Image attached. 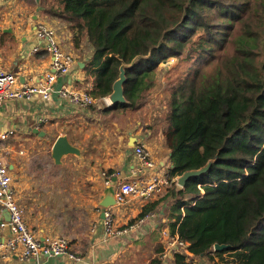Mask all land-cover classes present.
Listing matches in <instances>:
<instances>
[{"label": "trees", "instance_id": "obj_1", "mask_svg": "<svg viewBox=\"0 0 264 264\" xmlns=\"http://www.w3.org/2000/svg\"><path fill=\"white\" fill-rule=\"evenodd\" d=\"M41 5L73 26L77 44L82 35L88 38L95 97H107L127 65V101L111 107L141 108L155 87L159 64L179 59L167 80L170 174L179 177L212 163L183 187L174 182L139 216L166 202L171 234L188 241L194 256L264 264V0H41ZM216 243L229 246L213 251ZM173 260L194 264L182 252H174ZM149 264L163 259L156 256Z\"/></svg>", "mask_w": 264, "mask_h": 264}, {"label": "crops", "instance_id": "obj_2", "mask_svg": "<svg viewBox=\"0 0 264 264\" xmlns=\"http://www.w3.org/2000/svg\"><path fill=\"white\" fill-rule=\"evenodd\" d=\"M55 19L41 5V1L0 0V47L4 67L18 75L20 87L38 85L46 73L52 71V56L45 49L46 42L36 35L37 24L44 22L55 29L62 49L74 55L76 61L67 74L58 78L56 86L67 85L92 93L95 83L87 69L92 47L85 39L77 44L70 25L61 22L59 18ZM163 84H166V80ZM106 99H99L92 107L81 108L59 99L57 95H53L51 100H44L35 94L30 99L6 101L0 108V131H13L9 138L0 140V150L9 163L16 199L28 213L29 217L26 219L25 215V220L30 223V228L39 236L51 235L49 232L52 225L48 224L50 218H54L59 207L65 206L69 198L75 200V158L79 160L81 177L86 176L88 180L84 187L95 191L96 197L92 213L94 224L89 230L75 236L74 241H70V251L80 257L81 261L54 255L22 259L19 256L20 250H0V264H149L154 257L161 256L159 249H166L163 237L161 240H154L152 234L153 230L167 227L168 203L161 202L156 209L164 217L161 214L156 222L141 226L126 236L112 239L107 238L104 207L100 205L109 190L116 195L121 182L148 177L153 173L152 168L140 164L134 153L136 144L146 145L159 169L165 170L171 166V153L164 133L170 126L166 120V100L161 106L157 101L156 87L149 92L144 104L138 109L111 107L109 103L104 106L101 101ZM166 99L168 100V95ZM61 135H67L71 143L81 149V155L65 156L63 163L57 167L59 177L49 180L50 170L47 169L46 179L42 177L41 181L38 177L42 176L38 161L42 159L41 156L44 160H49L50 156L52 158V147ZM52 138L53 142L50 141ZM72 156L76 157L68 159ZM34 158H37L36 167L28 169L26 162ZM69 160H72L73 166ZM34 169L37 170L36 175L31 178L29 173L35 174ZM160 198L130 196L125 203L110 206L116 226L126 225L139 216L146 206ZM41 206L48 207L40 210L44 211L43 214L38 210ZM49 211L53 213L46 218ZM9 235L8 229L0 228V243ZM224 256L229 258L228 254ZM188 259H194V264H235L221 261L216 256L212 261L195 258L194 255ZM163 264H175L173 254L170 253Z\"/></svg>", "mask_w": 264, "mask_h": 264}, {"label": "built area", "instance_id": "obj_3", "mask_svg": "<svg viewBox=\"0 0 264 264\" xmlns=\"http://www.w3.org/2000/svg\"><path fill=\"white\" fill-rule=\"evenodd\" d=\"M1 35L2 28L0 25V39ZM36 35L46 42L45 49L52 56L53 69L46 73L38 85L20 87L18 86V75L5 69L0 47V108L6 101L30 99L35 94L40 95L44 100H51L53 95H57L59 99L81 108L95 105L101 98L95 97L86 89L67 85L56 86L58 78L67 74L76 64V61L74 55L62 49L55 29L47 23L40 22L36 27ZM12 132L10 130L0 131V140L9 138ZM134 153L140 164L152 168L153 173L148 177L121 182L115 195L116 202L119 204L125 203L130 196L146 199L160 197L170 189L175 181L170 174V167L165 170L159 169L152 153L144 143L136 144ZM13 183L14 179L9 163L0 150V228L8 229L10 232L9 237L0 243V250L11 252L20 250L19 256L22 259L54 255L66 256L77 262L81 261L80 257L75 256L70 251L71 245L68 239L55 238L51 235L39 236L32 228L28 227L24 209L16 199ZM107 183H110V179L107 180ZM103 211L106 235L109 239L126 236L141 226L154 222L156 217H160L154 211H149L126 225L117 227L113 210L109 207L104 208ZM162 237L166 244V249L161 253L163 261L168 259L170 253L173 254L174 252H182L188 255V258L193 255L189 250V242L180 238L177 233L172 235L168 227L162 229ZM212 249L215 251L214 248Z\"/></svg>", "mask_w": 264, "mask_h": 264}, {"label": "rangeland", "instance_id": "obj_4", "mask_svg": "<svg viewBox=\"0 0 264 264\" xmlns=\"http://www.w3.org/2000/svg\"><path fill=\"white\" fill-rule=\"evenodd\" d=\"M52 17L54 19L58 18V17H55V16H52ZM55 20L57 21V19H55ZM61 22H63V21H61ZM67 25H70V24L67 23ZM70 27L73 30V26L70 25ZM73 32H74V35H75V30H73ZM83 36H85V34L82 35L81 39H85V40L88 39L86 36L83 38ZM178 64H179V59L176 58V57H171V58H168L166 61L161 62L159 64L158 68H157L158 71H157V74H156V77H155V87L157 89V101L160 102L161 106L163 105V101H165V100H166V104H167V99H166L167 95H168L167 80L172 77V75L174 74V68ZM165 80H166V84H163V83H165ZM162 81H164V82H162ZM107 103H108V100L101 101V104L104 105V106L107 105ZM168 114H169V109L167 111V115ZM166 120L168 121V118ZM53 139L54 138H52L50 141L53 142ZM48 151L50 152V146L48 147ZM48 155H50V153ZM75 157L72 156V157H70L68 159H74ZM41 158L42 159H40L38 161V167H39L40 173L42 175V176H38L39 179L42 181V177H45V173L47 172V169L50 170L49 171V180H54L55 178H58L59 175H60L57 172L58 165L54 164V161L52 160L51 156H50L49 160H44L42 156H41ZM36 161H37V158H34L30 162L29 161L26 162V167L28 169H29V167H34L35 168L36 167V163H35ZM75 161H76V164H75L76 165V178H75V181L77 183V189L75 190V196H74L75 200H72L71 198H69V200H67L65 202V204H64L65 206L59 207V210L56 213V215L54 216V218H50L49 223H48V224L52 225V230H50V232L48 230H46V229H43L44 231H48L49 234H51L52 237H55V238L56 237L66 238V239H68L71 242L74 241V237L75 236L81 235L83 232L89 230L92 227V225L94 224V222H95L94 221L95 218H94V216L92 214L94 212L93 209H94V203H95V198H96L95 195H94L95 191H91V190H89V189L84 187L85 186L84 184L88 181L87 177L86 176L85 177H81V174H80V171H79L80 166L78 164L79 160H77L75 158ZM71 162H72V160H69V163H71ZM30 163H32V165ZM71 166H73L72 163H71ZM34 171H35V174L31 173L30 170H29V172H30L29 174H31V178H33L36 175V171L37 170L34 169ZM45 179H46V177H45ZM174 179H175L174 182H177V177H174ZM78 184L81 185V187H79ZM162 196H160V197H162ZM47 208L48 207H42L41 206V207H39L38 210L39 211L41 209L46 210ZM23 209H24V214L26 215V219H28V217H29L28 213H26V209L24 207H23ZM43 212L44 211H42L41 213L43 214ZM154 212L156 213V215L159 214V216L161 217V214H162L161 211L154 210ZM52 213L53 212L49 211L46 214V218L49 217ZM103 215H104V211H103ZM162 215L164 217V214H162ZM167 215L168 214L166 213V217L168 219ZM160 217H156L155 218V222L158 219H160ZM168 222H169V219H168ZM28 223L26 222L27 225H28ZM29 225H30V223H29ZM29 225H28V227H29ZM163 228L164 227L160 228L158 231L151 229L154 232L152 234V237L154 238V240H157V238L159 240L162 239V234L161 233H162V229ZM213 248H214V245H213ZM146 257H148V255ZM195 258H198V257L195 256Z\"/></svg>", "mask_w": 264, "mask_h": 264}, {"label": "water", "instance_id": "obj_5", "mask_svg": "<svg viewBox=\"0 0 264 264\" xmlns=\"http://www.w3.org/2000/svg\"><path fill=\"white\" fill-rule=\"evenodd\" d=\"M37 1L39 2L41 0H37ZM126 66L127 65L124 64L120 67L119 78L113 84V91L106 97L111 105L123 103L127 101L125 98L124 87H123L124 82L126 81ZM35 132H38V129H35ZM73 154L81 155V149L76 145H74L73 143H71L67 135L59 136L56 139L51 151V155L55 164L57 165L62 164L63 158L65 156L73 155ZM211 163L212 162H209L208 165H206L201 169L186 171L185 173L177 177V184L183 187L190 177L199 176L205 173L211 166ZM116 203L117 202L115 200L114 192L112 190H109L107 195L102 198L100 205L105 208H108ZM228 246L229 245L227 244L216 243L214 244V250L215 251L222 250L224 248H227Z\"/></svg>", "mask_w": 264, "mask_h": 264}, {"label": "clouds", "instance_id": "obj_6", "mask_svg": "<svg viewBox=\"0 0 264 264\" xmlns=\"http://www.w3.org/2000/svg\"><path fill=\"white\" fill-rule=\"evenodd\" d=\"M165 195V194H164ZM152 211H154V210H152ZM138 217V216H137Z\"/></svg>", "mask_w": 264, "mask_h": 264}]
</instances>
